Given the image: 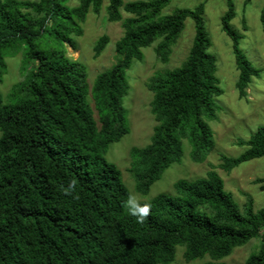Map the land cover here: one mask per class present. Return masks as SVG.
I'll return each mask as SVG.
<instances>
[{"label": "trees", "instance_id": "1", "mask_svg": "<svg viewBox=\"0 0 264 264\" xmlns=\"http://www.w3.org/2000/svg\"><path fill=\"white\" fill-rule=\"evenodd\" d=\"M71 2L0 0V264H171L178 246L185 247L187 262L209 255L208 264H225L219 261L255 238L260 249L245 264H264V208L255 212L249 200L242 210L217 172L177 181V196L146 202L152 209L141 223L122 207L131 193L106 158L131 131L123 105L131 90L127 71L155 43L157 57L168 63L187 19L194 22V42L180 68L149 81L157 124L150 144L131 150L129 171L146 195L172 165L182 163L185 140L196 164L215 150L209 123L219 120L217 98L224 91L209 53L205 3L163 16L172 0H108V20L121 23L124 34L116 43L118 61L91 86L87 67L70 59L66 46L76 47L88 15L100 14L104 0ZM235 17L228 0L222 31L232 41L236 88L246 99L261 70L240 49L244 36L231 25ZM261 23L264 31V7ZM41 39L47 40L43 48ZM109 42L102 36L95 56ZM22 51L24 79L4 96L7 60ZM237 145L246 151L222 156L225 172L264 157V127ZM255 184L264 191V178Z\"/></svg>", "mask_w": 264, "mask_h": 264}, {"label": "rangeland", "instance_id": "2", "mask_svg": "<svg viewBox=\"0 0 264 264\" xmlns=\"http://www.w3.org/2000/svg\"><path fill=\"white\" fill-rule=\"evenodd\" d=\"M71 3L76 5L77 0H72ZM202 3H205V28L211 40L209 53L217 60V77L224 91L223 95L217 98V105L221 109L218 113L219 120L209 123L214 132L215 150L205 163L196 164L191 159L192 147L185 140L182 163L172 165L146 195L137 191L136 182L129 171L131 150L144 148L150 144L153 129L157 124L151 112L150 104L153 94L148 89L149 81L157 73L180 68L194 42V22L192 19H187L185 30L173 48L168 63H163L157 57L155 52L157 43H155L144 50V61H135L132 68L127 71L131 90L124 98L123 105L128 110L131 131L120 142L111 146L106 158L120 169L126 187L142 203L150 202L161 194L177 196L174 187L177 181H195L207 177L210 171H215L224 180L225 190L231 194L233 200L242 210L251 200L255 212H258L264 208V191L261 190L260 185L255 184V181L264 178V157L247 161L231 172H225L220 166L222 156L236 158L246 151V147L237 145L238 140H248L259 127H264V31L261 23L264 0H233L236 17L231 25L244 36L240 41V49L246 58L261 70V77L254 78L247 89L246 99H240L236 88L239 73L235 64L232 41L222 31V18L228 11V0H172L163 11V16L172 14L176 9L193 10ZM107 6L108 0H104L100 14L90 13L88 15L86 23L83 24L82 37L75 38V48L66 46L67 56L87 67L88 83L91 86L94 85L100 74L108 71L118 61L116 43L124 34L121 23L109 22ZM104 35L109 37L110 42L105 51L97 57L94 53V46ZM46 41V39H41L42 48L46 46ZM20 54L7 60L8 72L3 85H1L4 96L10 94L12 88L24 79L21 73L24 51ZM260 246L261 239L255 238L248 244L236 248L230 256L219 262L245 264L252 254L259 251ZM184 254L185 247L178 246L175 261L171 264H208L213 262L209 255L187 262Z\"/></svg>", "mask_w": 264, "mask_h": 264}, {"label": "clouds", "instance_id": "3", "mask_svg": "<svg viewBox=\"0 0 264 264\" xmlns=\"http://www.w3.org/2000/svg\"><path fill=\"white\" fill-rule=\"evenodd\" d=\"M70 188L74 185H69ZM122 207H124L128 214L135 217L138 222H143L147 218L152 209L150 203H142L136 196L129 194L127 199L122 202Z\"/></svg>", "mask_w": 264, "mask_h": 264}]
</instances>
